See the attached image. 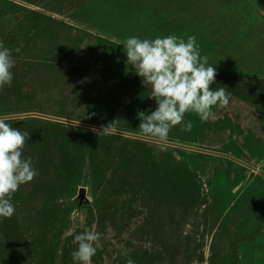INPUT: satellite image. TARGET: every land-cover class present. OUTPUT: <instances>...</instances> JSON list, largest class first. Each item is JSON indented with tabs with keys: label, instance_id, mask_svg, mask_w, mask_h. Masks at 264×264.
I'll list each match as a JSON object with an SVG mask.
<instances>
[{
	"label": "rangeland",
	"instance_id": "obj_1",
	"mask_svg": "<svg viewBox=\"0 0 264 264\" xmlns=\"http://www.w3.org/2000/svg\"><path fill=\"white\" fill-rule=\"evenodd\" d=\"M196 37L231 94L215 118L187 113L170 141L264 169V0H0V41L16 61L0 115L38 111L140 133L156 108L123 42ZM38 175L0 218V264H76L75 235L101 233L92 264H264V175L225 155L40 116ZM82 189L84 193L82 194Z\"/></svg>",
	"mask_w": 264,
	"mask_h": 264
},
{
	"label": "clouds",
	"instance_id": "obj_2",
	"mask_svg": "<svg viewBox=\"0 0 264 264\" xmlns=\"http://www.w3.org/2000/svg\"><path fill=\"white\" fill-rule=\"evenodd\" d=\"M122 44L127 65L141 78L144 87L151 86L148 97L156 104L150 114L137 113L141 134L166 142L177 125L181 131L191 132L192 123L184 122L187 113H195L207 122L215 118L214 107L229 104L231 94L226 88L211 90L218 73L208 57L201 56L195 36H189L187 42L175 35L143 40L132 36ZM15 64L10 49L0 41V90L11 86ZM29 138V132L0 117V218L11 219L15 212L13 194L38 175L32 158L23 156ZM100 241L99 232L85 230L75 235L77 248L71 255L76 264H92ZM127 264L134 261L128 259Z\"/></svg>",
	"mask_w": 264,
	"mask_h": 264
},
{
	"label": "water",
	"instance_id": "obj_3",
	"mask_svg": "<svg viewBox=\"0 0 264 264\" xmlns=\"http://www.w3.org/2000/svg\"><path fill=\"white\" fill-rule=\"evenodd\" d=\"M26 116H40V117H45V118L54 119V120H58V121H63V122L83 125V126H87V127L100 129V130L112 131V132H115V133H120V134H124V135H130V136H134V137H138V138H142V139H147V140H152V141H156V142H161L157 138H153V137H150V136H145L143 134L128 132V131H124V130H120V129L110 128V127H106V126H102V125H98V124H93V123H88V122H83V121H78V120H72V119L63 118V117H59V116H55V115H51V114H46V113H42V112H38V111H30V112H25V113L0 115V117H3L5 119L17 118V117H26ZM161 143L176 145V146H179V147H185V148H190V149H196V150L209 152V153H214V154L225 155L227 157L235 159L236 161L246 165L247 167L251 168L252 170L259 171L262 175H264V169H259L254 164L249 163L247 161H244V160H242V159H240V158H238L236 156H233V155H231L229 153H224V152H219V151H215V150H212V149L196 147V146L183 144V143H179V142H174V141H170V140H167L166 142H161ZM83 193H84V189H82V194Z\"/></svg>",
	"mask_w": 264,
	"mask_h": 264
},
{
	"label": "trees",
	"instance_id": "obj_4",
	"mask_svg": "<svg viewBox=\"0 0 264 264\" xmlns=\"http://www.w3.org/2000/svg\"><path fill=\"white\" fill-rule=\"evenodd\" d=\"M170 264H187L186 262H181V260H179V263L177 261L171 262Z\"/></svg>",
	"mask_w": 264,
	"mask_h": 264
}]
</instances>
